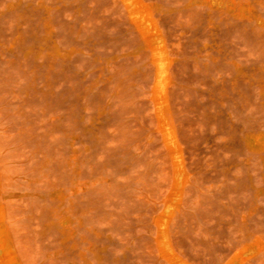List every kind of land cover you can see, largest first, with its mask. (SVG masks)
Returning <instances> with one entry per match:
<instances>
[{
  "label": "rangeland",
  "instance_id": "374dc122",
  "mask_svg": "<svg viewBox=\"0 0 264 264\" xmlns=\"http://www.w3.org/2000/svg\"><path fill=\"white\" fill-rule=\"evenodd\" d=\"M0 212V264H264V0H0Z\"/></svg>",
  "mask_w": 264,
  "mask_h": 264
},
{
  "label": "bare ground",
  "instance_id": "6f19581e",
  "mask_svg": "<svg viewBox=\"0 0 264 264\" xmlns=\"http://www.w3.org/2000/svg\"><path fill=\"white\" fill-rule=\"evenodd\" d=\"M247 11L251 15L253 14L252 8L250 4H247ZM249 15V16H250ZM150 16H144V20L151 21ZM142 21V20H141ZM140 21V22H141ZM137 24H140L137 22ZM55 52H58L56 48H54ZM153 100L156 104L157 108V121H158V129L159 131L164 135V139L168 144V147L170 149L176 148L175 144V136L172 132L168 119L164 112V106L166 101V89L164 86L158 85L155 87L153 91ZM250 147H252L251 144H248ZM185 180L182 181V184H184ZM1 213V212H0ZM1 219V218H0ZM61 231L63 233H68L70 231V225L67 220H62V223L60 225ZM7 240V232L5 227L0 223V261H6L11 257V253L9 252Z\"/></svg>",
  "mask_w": 264,
  "mask_h": 264
}]
</instances>
